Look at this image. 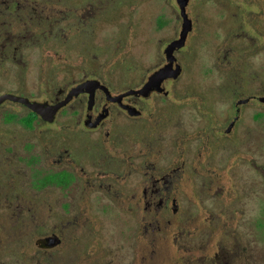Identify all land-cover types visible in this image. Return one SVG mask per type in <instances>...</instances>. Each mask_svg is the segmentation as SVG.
I'll return each instance as SVG.
<instances>
[{
    "label": "rangeland",
    "instance_id": "1",
    "mask_svg": "<svg viewBox=\"0 0 264 264\" xmlns=\"http://www.w3.org/2000/svg\"><path fill=\"white\" fill-rule=\"evenodd\" d=\"M172 5L180 12L177 0H53V40L48 41V44L43 43L42 46L40 41L30 44L25 41L27 44L18 59L0 61V88H22L37 96L39 100H44L46 80L54 88L64 85L69 80L80 81L84 76L94 79L92 76L97 75L98 78L105 80L106 84L120 90L133 79L132 74H129L131 69L135 71L133 75L140 78L155 63L158 54H164L156 46L158 47L159 39L169 37L171 32L166 30L160 33L156 29L163 15L166 22L173 21L170 8ZM194 6L197 7L196 10H192ZM95 11L100 13L96 20L93 19ZM187 11L190 16L197 19L198 31L192 33V36L196 37L192 42V49L189 48L191 34L187 38L186 47L182 48L181 55L185 54V57L182 55L184 61H188L187 55H190L191 50L194 54L190 55V58L193 57L191 62H186L190 72L185 74L181 85L183 88L193 83L200 94L182 98L180 102L196 104L202 101L201 95L207 94L209 101L215 102V105L210 114L202 110L198 115L193 110H186L188 106H182L183 111L185 110L182 116L183 123L198 127L211 123L209 129L213 135L212 145H216L219 144L216 139H220V135L224 133V130L217 131L224 117L221 115L223 105L221 101H217L218 98L222 99L227 95L229 100H232L231 96L240 91L243 93L249 90L259 91L262 95L264 92V0H192L191 8L189 10L187 8ZM17 31L19 32L13 29V35H17ZM27 31L28 36H32L31 30ZM245 68L246 70H243ZM246 71L248 73L245 76L243 73ZM172 86L171 82H166L168 90H172ZM51 90L54 91L52 87ZM184 92L181 90L176 96L181 97L180 94ZM155 102L153 98L144 103L148 108L146 117L152 116ZM257 102L258 100L252 101L245 110L243 126L238 131V134L242 131L244 135L240 136L241 145L239 146V142L238 144L229 142L228 147L226 145L214 147L215 151L212 154L213 163L218 166L233 164L236 166L235 161L239 157H244L240 159L244 164L240 163V167L231 172L236 189H226L225 186L218 189L215 186L211 191L212 198H209L211 196L205 197L207 193L202 188L200 192L203 194L202 208L211 213L210 221L191 223L184 221L180 226V229H189L191 234H194L187 243L192 250L187 253L180 252L179 255L183 261L185 258L188 264H264V98L262 102H258L260 106ZM167 106L157 104L155 118L151 120L152 124L149 127V144L139 125L140 121L128 125L120 121L119 130L125 131L126 137H116L109 144L102 141L104 153L96 162L104 164L108 160L106 152H109L108 155L114 157L113 164L117 166L120 174L122 168L127 165L123 161L127 153L131 149L140 150L138 147L144 148L145 152H154L151 161L157 160L158 148L152 146H156L158 142L165 145L175 133L174 121L166 123L170 119L164 117L161 119L159 116L168 108ZM6 112L8 109L0 113L2 132L21 140V143L31 135L33 139L31 142L28 141V145L41 149L48 166L58 164L54 160L59 159L60 154H65L67 149L70 150L72 155L65 157L59 165L69 163L81 177L93 178L82 174L80 166L93 160L94 154H83L84 147L80 140L73 142L70 139L67 143L56 140V136H62V133L86 129L84 123L76 126V123L71 122H47L30 132L23 130L21 126L18 127L17 123H4L3 115ZM257 112H260V117L256 121L253 117ZM42 135H47L48 139H44ZM153 137L157 139L164 137V140L162 143L152 141ZM47 142L54 144L53 153H50ZM133 142L138 146L133 145ZM17 144L18 141H12L10 146H15L18 151ZM147 145L149 147L146 149ZM99 153L100 150L97 151V155ZM134 155L137 153L134 152ZM6 159L7 162L16 160L12 156ZM22 165L27 172L30 171L27 165L24 163ZM36 169L39 173H43L42 169L46 171L45 167L41 166H37ZM27 176L30 178V172ZM126 176L127 180L123 179L120 182L138 180L135 174L131 180ZM21 178L22 183L24 181L22 174ZM0 182L5 185L7 181L0 179ZM17 189L7 185L1 190L4 191V198L8 204L9 198H15L20 191ZM107 190L100 188L84 191L79 186H73L62 191L55 187L53 198L49 195L52 191H47L45 197L54 202L55 209L48 218L39 211L37 218L40 224L34 219L21 222L14 216L15 211L20 210L17 201L12 206L15 211L12 210L11 214V208L4 210L2 201L0 214H6V219H3V226H0V264H41L45 262V258L48 260L47 255L38 254L41 248L37 240L45 237V232L52 227L58 231L64 229L61 226L66 225L68 220L65 218L60 221L58 215L66 214L63 204H69L74 212L79 206H83L82 199L85 196L87 204L92 203V206L86 208L89 215L94 218L86 222L85 226L86 253L88 256L89 252L93 253L94 259L86 261L80 251L76 259L77 264H173L169 263L171 258L174 264H177L178 247L174 242L177 221L174 222L172 218L171 224L167 223V227H162V231L168 233L169 237L164 242L150 243L146 257V254L140 253L143 251L141 250L143 240L140 236H144L145 227L139 221L128 219L126 213L123 214L118 209L120 205H125L126 199H120L116 193ZM195 191H199L197 185ZM217 194L219 196L224 194L219 201L220 204L230 199L238 200L228 201V207L218 208ZM187 212L203 214L195 203L194 206L187 207ZM65 230L76 233L75 229ZM6 244L4 253L1 248ZM220 247L223 255L213 260L214 253L219 251ZM164 253L167 258L165 261ZM67 262L62 258L61 264Z\"/></svg>",
    "mask_w": 264,
    "mask_h": 264
},
{
    "label": "flooded vegetation",
    "instance_id": "2",
    "mask_svg": "<svg viewBox=\"0 0 264 264\" xmlns=\"http://www.w3.org/2000/svg\"><path fill=\"white\" fill-rule=\"evenodd\" d=\"M191 1L192 0H190L188 10L191 8ZM83 7L85 8V6ZM170 8H172L171 14L173 15V21L170 23L166 22L165 15H163L156 29L160 33H164L166 30L171 32L169 37L159 39L158 47L156 46V48L158 50L160 49V52L162 51L164 54H158L159 56L156 58L155 63L146 70L144 76L140 78L135 77L133 75L135 71L131 69L129 74H132L131 76L133 79L120 90L113 85L106 84L107 82L100 79L101 77L98 78L97 75L92 76L94 80H100L106 85L112 96L124 95L121 102L111 101L107 91L97 89L94 103L90 107V94L81 93L74 96L68 104L59 108L52 121L49 115L46 114L43 116L35 112L24 102L7 99L0 103V113L8 109V112L3 115V122L17 123L18 127L21 126L25 131H35L40 125L47 122H71L76 123V126L84 123L86 129L73 131L74 133H62V136H56V140L63 141L64 143H67L70 139L73 142L80 140L84 147L83 154H94L93 160L80 166L82 174H85L87 177L93 176V178H83L77 173L74 166L69 165V163L63 164L62 166L59 165V163L61 164L63 162L65 157L70 154L72 155L70 150L67 149L65 152L66 156H64L65 154H60L59 159L54 160V162L58 164L48 166L41 154V149L31 144L28 145V141L31 142L33 139L31 135L29 138H25L24 143H21V140L2 132L3 129L0 127V179L7 181L5 185L0 182V204L4 201L5 197L1 190H4L7 185L28 190L45 188L51 191L55 187L68 190L73 186H79L84 191L88 189L97 190L105 188L106 190L108 189L110 193H116L120 199H126L124 201L125 205H120L118 209L123 214L126 213L129 217L128 219L139 221L143 224V227H145L144 236H140V239L143 240L141 248L143 251L140 253L146 254V257L147 248L150 243H155L157 241L164 242L167 240L166 238L169 237V235L162 231V227H167V223L171 224V219L174 218V222L177 221L178 227L174 235V242L178 247V252L174 249L176 254L178 253L177 264H188V261H186L185 258V261H183L179 255L180 252L187 253L192 250L191 246L189 247L187 243L190 242L189 238L194 236V234H191V230L189 229H180V226L183 225L184 221H188L189 223H191V221H210L211 213H208L207 210L202 208L204 202L202 199L203 194L200 193L201 189L204 188L206 190L207 194L205 197L211 196L209 198H212L211 191L215 189V186H217L218 189L225 186L226 189L231 188L235 190L236 184L233 181L231 172L233 169L239 168L240 163L244 164V162L240 160L242 156L235 161L236 166H234V164L232 166L215 165L213 163L214 157L212 156L215 151L214 147H222L224 145L228 147L229 142L235 144L239 142V146L241 145L240 136L243 137L244 135H242V131L238 134V131L243 126L245 110L252 101L255 102L258 100V102H262L264 92L262 95L259 91L249 90L244 93L240 91L235 92L233 96H231L232 100H229V96L227 95L222 99L218 98L217 101H221L223 105V113L221 115L224 117L217 131L223 132L224 130V133L220 135V139H216L219 143H216V145H212L213 141L211 138L213 135L210 133L211 131L209 129L211 123H206L201 127L183 123L182 116L185 110L183 111L182 106H188L189 108L187 107L186 110H193V112L198 115L202 110L210 114V112H213L212 110L215 105V102L209 101V97L206 96V93L205 96L201 95L202 101L196 104L180 102L182 98L200 94L193 83L183 88L181 85L183 77L185 78V74L187 75V73L190 72L186 67L188 66L186 62H191L193 57L190 58V55L193 56V50L189 53L190 55H187L188 61L183 60L184 58L182 55L185 57V54L181 55L183 52L182 49L176 52L178 63L183 69V74L176 79L170 78L166 80L162 84V91L155 89L148 96L139 94L137 91L144 87L149 81V78L157 70L168 64L165 49L171 42L180 38L183 18L173 5ZM196 9V6L192 7V10ZM97 10L100 11V9ZM52 11L53 0H0V61H13L18 59L27 42L30 44L31 42L37 43L40 41V46H42L43 43L47 42L48 44V41L53 40ZM98 14L100 13L97 11L93 13L94 20L99 18ZM188 14L191 22L189 48L192 49V42L196 38L192 36L194 32V17L190 16L189 12ZM13 29L19 30V32H16L17 35H13ZM28 29L32 32V36L30 37L28 36ZM87 80L92 79L84 76L80 81L69 80L65 82L64 85L54 88L52 85H49L46 80L47 90L44 100H39L37 96L30 94L27 90L22 88H0V98L7 94H13L33 102L44 103L47 105L48 109L51 106L62 103L68 97L72 89ZM168 81L173 84L172 90L166 88V82ZM51 87L54 91L51 90ZM181 90L185 91L184 94L181 93V97L176 96V94L179 95ZM173 97L175 99H173ZM153 98L156 101L154 103L155 109L152 116L148 118L145 116L148 108H146L144 103ZM159 103L163 104L165 107L168 105V108H165L164 112L160 113L159 116H161V119L162 117L165 119L169 118L170 120L166 121V123L174 121L175 133L169 138L165 145L158 142L161 141L162 143L164 137L159 139L153 137L152 141L157 140L158 142L156 146H152V148H158L159 154L157 160L151 161V155H153L154 152H145L144 148L138 147L140 150L134 151L131 149V151L127 153L128 155L123 160L127 165L124 169L122 168V171H120L122 173L120 174L118 173L119 169H117V166L113 164L115 162L113 159L114 157L108 155L109 152H106L108 160L104 164L96 162L104 153L102 141L105 144H109L113 139H116V137H126L125 131L119 130L120 121L127 123V125L131 122L140 121L141 123H139V125L142 127L145 134L147 144H149V127L152 124L151 120L155 118L157 104ZM259 108L260 107H258V109ZM180 111H182V113ZM259 117L260 112H257L254 114L253 119L257 121ZM193 119L196 120V118ZM129 129L130 128H128V130ZM42 136L44 139H48L47 135ZM84 137H86L87 140L84 139ZM12 141H18L17 145L21 151L19 149L16 151L15 146H10ZM47 143L49 144L50 153H53L54 144L51 142ZM133 145L138 146L135 142H133ZM90 147L94 149H90ZM148 147L147 145L146 149ZM98 150H100V153L97 155ZM134 152H136L137 155H134ZM11 156L16 160L7 162L6 157ZM22 163L29 167L30 178L27 176L29 172L25 170ZM37 166H41L42 168L45 167L46 169V171L42 169L43 173H45L48 178L45 186H38L35 183L37 175L41 174L37 171ZM64 171L73 175L71 182L68 183L66 188L55 184L53 181L55 172ZM21 174L24 178L22 183ZM134 174L138 176L137 182H133V180L131 182H120V180L123 179L127 180L125 179V175H127L126 178L129 177L131 180ZM195 185H197L199 189L198 192L195 191ZM216 196L218 197L216 198L218 208L228 207V201L233 202L234 200H238L230 199L220 204L219 201L222 200L224 194L221 196L217 194ZM241 199L242 196L240 200ZM21 200H23V202ZM82 203H84L82 204L83 206H79V209L74 212H72V208L69 204H63L66 214L61 215L60 213L58 215L60 221L65 220V218L68 220L66 225L61 226L64 229H59L58 231L57 228L52 227L49 231L45 232V237L37 240V244L41 248L38 254L42 253L48 256V260L45 258V262L41 264H61L62 258L68 261L67 264H77L76 259L80 255V251L81 254H84L86 260V235L84 231L86 222L94 218L89 215V210L86 208V206H89L86 196L83 197ZM194 203L203 214L205 213L204 215H198L197 213L189 214L187 212V207L194 206ZM17 204L20 206V214L17 219L24 222V217L28 216L29 220L32 218L36 220L37 223L39 222V220L34 217V214L37 215L36 205L38 204V199L36 197L23 199L18 195ZM51 211H53V209H51ZM233 213L236 214L234 211ZM223 215L226 214L223 213ZM0 226H3V224L0 223ZM65 229H75L76 233L75 231L70 232ZM55 231L59 234L57 235ZM51 243H54V245H50ZM111 243H114V238ZM1 249L2 251L5 250L6 246L4 245ZM3 252L6 253V251ZM97 254H99V251H97ZM221 254L223 255V251H221L220 247L219 251L214 253L212 257L213 260L219 259ZM90 255H93V253ZM163 258L164 261L167 259L165 253L163 254ZM171 262L174 264L173 258L169 260V263Z\"/></svg>",
    "mask_w": 264,
    "mask_h": 264
},
{
    "label": "water",
    "instance_id": "3",
    "mask_svg": "<svg viewBox=\"0 0 264 264\" xmlns=\"http://www.w3.org/2000/svg\"><path fill=\"white\" fill-rule=\"evenodd\" d=\"M177 3L180 7V15L183 18V24H182V31L180 38L177 40H174L169 44V46L165 49V55L168 59V64L164 66L163 68L157 70L150 78L149 81L144 85L142 89L137 91L139 94L143 96H148L153 90H163L162 84L170 79V78H178L182 74V66L178 63L176 52L180 51L187 42L188 35L191 30L190 25V18L187 11V8L189 6L190 0H177ZM97 89H103L107 91L109 95V99L114 102H121L124 95L121 96H112L107 88L106 85H104L100 80L92 79L87 80L81 84H79L77 87L72 89L68 95V97L60 104L51 106L47 109L46 104L38 103L30 101L26 98L19 97L13 94H7L0 98V103L4 102L7 99H11L13 101H19L24 102L27 106H29L32 110H34L37 113L42 114L45 116L46 114L50 116V120L52 121L54 116L56 115L59 108L62 106H65L68 104L74 96H77L81 93H89L90 99L89 104L90 107L93 105L95 100V93ZM50 245H54V243H51Z\"/></svg>",
    "mask_w": 264,
    "mask_h": 264
},
{
    "label": "trees",
    "instance_id": "4",
    "mask_svg": "<svg viewBox=\"0 0 264 264\" xmlns=\"http://www.w3.org/2000/svg\"><path fill=\"white\" fill-rule=\"evenodd\" d=\"M196 20L194 19V23H193L194 24V32H197L198 31V28H197L198 25L196 23ZM225 53H226V50H225ZM243 70H246V68L243 69ZM247 73L248 72L246 71L243 74H245V76H246ZM72 178H73V175L71 173H68L67 171H64V172H55L54 175H53V181H54V183L57 184V185H59V186H63L65 188L68 186V183L71 182ZM47 179L48 178H47L46 174L45 173H41V174H38L37 175L36 180H35V183L38 186H45L46 185V182H47ZM57 189H59V188H57ZM17 190H20V191H18V193L16 194L15 198H13V199L9 198V201H10L9 203L10 204H8V201L5 198H4V201H3V205L5 206L4 207V210L6 208H11L10 214H11V212L13 210L12 209V206L14 204H16V201L18 199V195L21 198H23V199L24 198H28L29 199L31 197L32 198L33 197H36L38 199V204L36 205V207H37V215L34 214V217L35 218L38 217V212L39 211H41L47 218H48V215L49 214H51V213L53 214L54 213V209H55L54 202L52 203V201H50L48 197H45V194H48L47 191L51 192V190L45 189V188H37V189H33V190H28V189H24V188H18ZM60 190L64 191V190H67V189H60ZM3 193H4V191H3ZM40 193H42V194H40ZM38 194H39V196H38ZM49 195L50 196L53 195V190H52L51 193H49ZM52 198H53V196H52ZM21 201L23 202V200H21ZM89 206H92V203H90ZM51 209H53V211H51ZM4 210H2V211L5 212ZM13 211H15V210H13ZM7 212H9V211H7ZM19 214H20V211H15L14 216H17V218H18L19 217ZM22 216H23V214H22ZM5 217H6V214H4V215H1L0 214V223L2 222L1 224L4 223V220L3 219H6ZM24 221H26V222L29 221L28 216L27 217L26 216L24 217ZM5 246L7 248V244ZM90 254H91V252H89V256H88V253H86V260H90V259L92 260V259H94V255H90Z\"/></svg>",
    "mask_w": 264,
    "mask_h": 264
}]
</instances>
